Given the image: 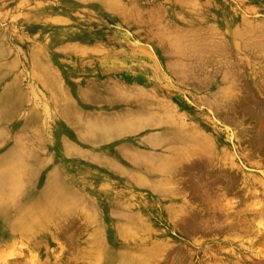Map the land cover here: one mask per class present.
<instances>
[{"label":"rangeland","instance_id":"374dc122","mask_svg":"<svg viewBox=\"0 0 264 264\" xmlns=\"http://www.w3.org/2000/svg\"><path fill=\"white\" fill-rule=\"evenodd\" d=\"M237 1H243L239 4L245 9L254 5L251 10L257 13L249 11L248 16L264 17V1ZM212 4L213 0H0V68L6 71L0 85L3 131L22 136L32 120L34 150L47 151L44 173L54 176L50 185L64 184L65 188H59L62 193L82 197L87 191L97 194L85 179L127 176L105 169L102 172L94 162L98 155L109 156L118 147L127 146L131 142L127 135L95 144L84 141L83 134L97 117L126 112L129 104L118 85L141 87L152 81L178 95L179 100L197 104L220 85L216 79L220 80L226 69L224 62H209L208 67L201 64L207 63L210 55L225 54L242 58L246 80L264 103L262 87L258 86L264 87L259 79L264 67L250 47L240 38L235 40L239 45L234 42L226 47L222 33L211 38L205 30L196 31L194 20ZM170 34L182 37V51L191 64L181 82L161 71L160 52ZM205 67L208 72L203 71ZM251 72L255 74L251 76ZM10 86L22 98L13 106L3 93ZM237 93L239 96L232 93L224 102L215 100L223 109L196 111L215 118L210 126L216 129L220 142L211 169L218 172L222 168L237 177L231 190L212 180L210 193L204 194L199 185L211 179L207 177L198 185L190 173L183 172L172 177L174 183L170 184L172 188L186 184L185 191L178 193L181 195L165 192L162 198L151 195L135 201L138 207L134 210L144 217L129 223L142 227L140 238L143 245L154 247V264H264V152L251 150L248 142L257 132L264 133V118L238 114L239 127L246 135L238 144L236 126L226 123L222 115L227 111L225 103L247 104L244 92ZM85 152L93 157L84 156ZM200 157L185 158L183 166ZM43 186L41 179L40 188ZM82 206L80 202L70 212L55 210L44 227L29 238L0 249V264H103L107 255L103 254L101 263L90 256L92 243L110 245L115 238L108 229L118 221L107 217L104 222H89ZM186 209L205 218L208 228L186 231L177 223L179 216L173 217L178 210L188 215ZM99 226L104 227L101 235L97 233Z\"/></svg>","mask_w":264,"mask_h":264},{"label":"bare ground","instance_id":"6f19581e","mask_svg":"<svg viewBox=\"0 0 264 264\" xmlns=\"http://www.w3.org/2000/svg\"><path fill=\"white\" fill-rule=\"evenodd\" d=\"M241 2L243 1L213 0L210 8L204 9L202 16L194 20V25L198 28L196 31L205 30L211 38L222 33L226 37V41L224 39L226 47L240 38L250 47V50L249 48L247 50L253 51L255 58L262 60L261 64L264 67V17L248 16L249 11L251 14L257 13L251 10L254 5L249 4L248 9H245L239 4ZM168 40V42L164 40L166 46L161 48L160 52L161 71L167 78L168 72L174 81L181 82L186 77V71L191 69V64L186 62L184 57L182 37L170 34ZM236 44L239 45L237 42ZM1 53L0 47V55ZM208 59L209 61L201 66L211 65L209 62L216 64V61L224 62L226 69L224 74H221L220 80L216 79L220 85H216L215 90L210 89L209 98L200 99L197 104L179 100L178 95L175 96V93H171L166 87L158 88L152 81H148L141 87L117 86L124 93L129 104L126 112L123 115L117 113L107 114L102 118L97 117L92 127L85 130L83 134L84 141L95 144L112 137L127 135L131 139L127 146L118 147L109 156L96 155L98 160L94 161L102 172L109 170L113 173H126L127 176L94 181L85 179L86 185L93 187L97 194L88 191L84 193L83 190L82 197L78 194L74 196L68 191L62 193L59 188H65L64 184L50 185V180L54 179V176L50 177L44 173L47 151L42 147L41 153L34 150L32 120L27 122L23 137L14 131L7 133L3 131L0 96V249L11 246L20 238H29L33 232L44 227L45 221L54 214L55 210L70 212L75 203L83 202L82 212L89 222L98 220L104 222L107 217L118 221L108 229L109 233H114L115 238L110 245H104L101 241L92 243L90 256L93 259L98 258L101 263V257L104 254L107 257L102 259L103 264H154L155 259L151 255L155 253L154 247L143 245L140 238L142 227L129 223L133 219L144 217L143 213L138 212L139 210H134L138 207L135 203L137 198L142 196L148 198L151 195L162 198L165 192L171 196H174L173 193L182 194L187 187L186 184L181 185V183L176 188L170 187V184L174 183L172 177L183 172L190 173L192 181L198 185L207 177L211 179V182L199 185L203 187L200 189L207 195L210 193L208 190L213 181L224 183L228 190H231L237 182V177L233 173L222 168L218 172L211 169L214 167L216 148L220 142L216 129L210 126L213 122L215 123V118L201 116L197 113L198 110L218 111L217 109L223 108L217 104L216 99L224 102L233 95L232 93L238 95L237 90L244 92L247 104L233 106L225 103L224 108L227 111L225 114L222 113L226 123L236 126L234 131H236L235 140L238 144H241L246 136L245 131L239 127L241 124L238 121L239 116L248 113L264 118V103L259 100L246 80L248 75H245L246 70L245 72L242 70L244 67L241 65L242 58L238 56L234 59L228 55L219 54L210 55ZM203 71H207V68ZM5 73L4 67L0 68V85ZM259 73V79L264 83V71L260 70ZM254 74L253 72L251 76ZM258 86L263 88L260 92L264 94V87L260 83ZM4 91L7 103L10 102L12 106L22 99L12 86ZM86 94L90 96V93ZM242 99L236 102L240 103ZM236 107L238 110H234ZM230 110H234L235 113H230ZM88 120L90 121V118ZM248 142L251 150L260 154L264 152L263 132H257L256 138L251 137ZM247 148L245 147L246 150ZM84 156L93 157L88 152H85ZM191 156H201V160H192V163L184 167L182 161ZM120 159L126 160L127 164L123 165ZM41 179L44 180L42 188H40ZM66 188H68L67 185ZM6 199L12 202L11 205L5 203ZM179 212L182 213V210H178L173 217L179 216L177 223H182L186 231L200 232L204 231L206 226L208 228L209 222L194 214L195 212L191 213L187 210L188 215H182ZM199 218L201 222L198 221ZM103 228L99 226L97 230L99 235L102 234ZM137 235L138 238H136ZM87 246L85 251L88 250Z\"/></svg>","mask_w":264,"mask_h":264},{"label":"clouds","instance_id":"9594fccd","mask_svg":"<svg viewBox=\"0 0 264 264\" xmlns=\"http://www.w3.org/2000/svg\"><path fill=\"white\" fill-rule=\"evenodd\" d=\"M5 203L11 205L12 202L6 199V200H5Z\"/></svg>","mask_w":264,"mask_h":264}]
</instances>
